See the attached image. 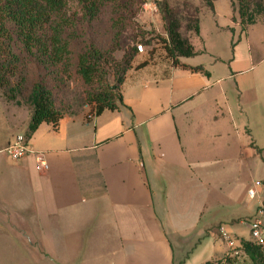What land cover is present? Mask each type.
<instances>
[{"label":"crops","instance_id":"obj_1","mask_svg":"<svg viewBox=\"0 0 264 264\" xmlns=\"http://www.w3.org/2000/svg\"><path fill=\"white\" fill-rule=\"evenodd\" d=\"M218 1L212 12L199 14L209 13L211 35L215 41L225 37L230 55L212 53L206 69L194 66L199 73L167 58L140 59L125 75L115 111L62 116L56 131L46 124L37 128L28 145L46 170L31 156L0 168V195L13 198L9 211L19 218L6 225L16 228L6 241L47 244L46 257L29 245L47 264H107L110 256L108 264H215L227 255L217 229L235 234L234 222L248 208L242 215L222 206L227 199L238 207L245 192L220 182L195 150V119L216 118L202 106L205 99L231 113L232 100L256 121L264 116V17L243 31L238 19L231 23L233 16L217 24ZM190 60L178 62L193 67ZM216 64L223 66L220 77L212 71ZM176 72L200 76L204 84L199 90L179 82L173 90ZM83 164L92 172L80 171Z\"/></svg>","mask_w":264,"mask_h":264},{"label":"rangeland","instance_id":"obj_2","mask_svg":"<svg viewBox=\"0 0 264 264\" xmlns=\"http://www.w3.org/2000/svg\"><path fill=\"white\" fill-rule=\"evenodd\" d=\"M157 1L125 0L120 4L117 14L111 12L113 8H108L102 11L96 20L91 22L83 21L80 12L74 10V4H72L68 15L76 19L79 18L77 23L74 22L77 36L71 42L72 62L75 63L76 57L83 54L87 46H93L106 55L109 54L111 62L114 64L122 62L124 57L131 50L135 49L136 55L131 62V67L135 66V63H140V59L148 62L166 59L163 48L164 44L167 43V36L160 18ZM201 3V0H168V4L172 8H180L181 12L182 8L183 11L186 10L183 4L196 8ZM232 16L231 23L238 19L236 1L219 0L217 2L216 23L221 24L222 22H226ZM117 17H120L121 24L118 25V28L112 30L111 25L115 18L118 19ZM198 19L201 29L198 31V35L186 31L184 22H181L179 33L193 47L194 55L191 57L190 65L193 67L195 65H203L202 67L205 68L212 53L225 58L230 55V50L225 46L227 42L224 36H220L215 41L211 35V29L214 24L210 20L209 13H200ZM117 31L119 32V37L115 38L114 33ZM144 43L148 44L145 45ZM137 45L143 46V53L139 54L137 52ZM73 71L74 65L70 68L71 75L63 79L62 87L59 85L60 90L57 93L56 108L62 116L72 117L79 113H83L85 116H93V105L87 104L88 89L77 79ZM212 71L216 77H220L223 74V66L216 64L212 68ZM24 73L27 84H31L39 78V70L34 63H29L25 67ZM105 73L106 77L102 82L108 85L111 91H114L115 84L113 77L115 74L112 68L108 66ZM174 79L175 84H173V90L179 87V82L185 88L193 87L201 89L204 84L203 78L200 76H190L186 72H176ZM220 83L224 85L225 82L221 81ZM112 87H114V90L111 89ZM205 93L203 90L201 95ZM170 94H172V90H169ZM118 95L120 94L118 93ZM203 103L202 106L204 108H210L213 114L212 117L215 116L216 118H210L206 122L201 121L199 118L195 119V126H200L195 132V150L200 152L199 155L201 158H205L203 160L208 163L206 165H210L214 169L216 177L220 182L227 184L233 190L241 188L247 197L244 198L245 193L242 194V203L238 207L229 204L227 199L225 205L222 206V209L235 210V212H230L231 214H236L238 210L237 214L242 215L246 212L245 207L248 208V214L244 218L234 222L237 226L236 233L232 236L227 233L236 250L244 241L254 242L250 238V225L254 219L258 205H264V116L257 117L258 121L259 119L262 120V123H259L250 110L242 109L241 112L237 107L233 106L234 103L232 100H229L228 104L232 109V113L228 112L227 109L229 110V108L223 105L220 107L212 104L210 99H205ZM220 103L222 104L221 98ZM226 112L228 115H226ZM31 114L32 106L29 102L23 99L17 102H6L0 94L1 169H5L7 166L15 167L28 156H31L35 163L37 156H39L31 152L28 145L29 140L26 137L27 131L25 128L26 124L29 123ZM244 129L248 131L244 132ZM17 137L23 138L25 145H28V152L21 159L13 160L8 157L6 150ZM93 168L91 164H83L81 165L80 171L92 172ZM21 186L24 188L23 182ZM250 190L255 193L253 198L247 196V192ZM216 198L221 203L223 202L222 198H218V196ZM10 199L13 198L7 194H4V196L0 195V264H47L48 260L40 259L41 261H38L35 253L29 248V245L30 247L32 246L41 256L46 257L45 254L48 251L47 244H30L32 239L24 237H16L12 242L6 241V239L10 238L7 234H14L16 231L14 226H12V229L7 226L13 225L19 219L13 211H9L12 203L9 202ZM24 215L27 217L28 213H24ZM19 230L28 234L29 229L20 228ZM217 235L226 245V241L222 237L221 229L219 231L217 229ZM231 249L233 248L228 249L227 254H232L233 250ZM234 258L240 264H249V261L247 259L245 260L240 254ZM112 259L113 256L108 257L106 263L108 264Z\"/></svg>","mask_w":264,"mask_h":264},{"label":"trees","instance_id":"obj_3","mask_svg":"<svg viewBox=\"0 0 264 264\" xmlns=\"http://www.w3.org/2000/svg\"><path fill=\"white\" fill-rule=\"evenodd\" d=\"M123 1L125 0H0V94L6 102L23 99L32 106L26 133L28 140L42 124L49 125L53 131L57 130L62 118L56 108L57 93L59 85H63V79L71 75L70 68L73 65L74 75L88 89L87 104L93 105V116L117 109V104L121 102L118 93L120 94L127 71L131 69L135 49L122 62L114 64L109 54L87 46L85 52L78 55L73 63L70 49L71 42L77 36L74 22L77 23L79 18L69 16L68 12L74 4V10L80 12L83 21L91 22L108 8H113L111 12L117 14ZM215 1L217 0H201V5L196 8L183 4L186 10L183 11L182 8V12L180 8H172L168 0L157 1L167 36L163 50L172 66L191 73L202 72L200 67H187L178 62L179 58H191L194 55L193 47L182 38L179 30L181 22H184L186 31L198 35L200 9L212 12ZM235 1L242 31L264 17V0ZM117 18L111 25L112 30L121 24L120 17ZM114 34L115 38L119 37L118 31ZM29 63H34L39 70V78L31 84H27L24 75V69ZM108 66L115 74L114 91L102 82ZM236 252L235 256L240 254L249 264H264V246L255 242H242ZM235 256L227 254L215 264H240L235 261Z\"/></svg>","mask_w":264,"mask_h":264},{"label":"built area","instance_id":"obj_4","mask_svg":"<svg viewBox=\"0 0 264 264\" xmlns=\"http://www.w3.org/2000/svg\"><path fill=\"white\" fill-rule=\"evenodd\" d=\"M143 46L137 45L136 50L139 54L143 53ZM8 157L12 158L13 160H19L28 152V149L23 141L22 137H17L15 140L9 145L8 149L6 150ZM38 167L47 169L46 165L41 156H37L35 160ZM255 193L250 190L247 192V196L249 198H253ZM263 232H264V205L259 204L255 211L254 219L250 225V238L253 240L257 245L263 246L264 239H263ZM222 237L226 241V245L229 248H233L231 256L237 255L236 250L234 249V244L230 240L229 235L225 232H222Z\"/></svg>","mask_w":264,"mask_h":264},{"label":"water","instance_id":"obj_5","mask_svg":"<svg viewBox=\"0 0 264 264\" xmlns=\"http://www.w3.org/2000/svg\"><path fill=\"white\" fill-rule=\"evenodd\" d=\"M111 89L114 90V87H112Z\"/></svg>","mask_w":264,"mask_h":264}]
</instances>
